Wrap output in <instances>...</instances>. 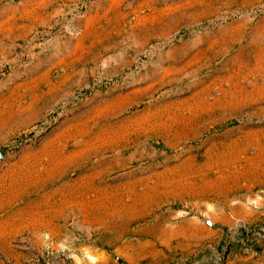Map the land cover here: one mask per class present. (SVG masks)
Segmentation results:
<instances>
[{
	"label": "rangeland",
	"instance_id": "374dc122",
	"mask_svg": "<svg viewBox=\"0 0 264 264\" xmlns=\"http://www.w3.org/2000/svg\"><path fill=\"white\" fill-rule=\"evenodd\" d=\"M0 264H264V0H0Z\"/></svg>",
	"mask_w": 264,
	"mask_h": 264
},
{
	"label": "water",
	"instance_id": "95a60500",
	"mask_svg": "<svg viewBox=\"0 0 264 264\" xmlns=\"http://www.w3.org/2000/svg\"><path fill=\"white\" fill-rule=\"evenodd\" d=\"M0 157H1V154H0Z\"/></svg>",
	"mask_w": 264,
	"mask_h": 264
}]
</instances>
